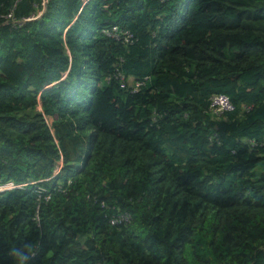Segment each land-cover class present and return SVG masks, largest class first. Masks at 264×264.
<instances>
[{
    "label": "trees",
    "instance_id": "1",
    "mask_svg": "<svg viewBox=\"0 0 264 264\" xmlns=\"http://www.w3.org/2000/svg\"><path fill=\"white\" fill-rule=\"evenodd\" d=\"M8 183L0 264H264V0H0Z\"/></svg>",
    "mask_w": 264,
    "mask_h": 264
},
{
    "label": "built area",
    "instance_id": "2",
    "mask_svg": "<svg viewBox=\"0 0 264 264\" xmlns=\"http://www.w3.org/2000/svg\"><path fill=\"white\" fill-rule=\"evenodd\" d=\"M46 1H47V0H45V2H46ZM84 1L87 2L88 0H84ZM7 17H9V18H13V17H12V14H8ZM117 31H118V29H117L116 26H113V27L111 28V30H108V29L105 30V32H106L107 34L113 35V36H115V37L118 38L119 35L117 34ZM128 37H129V36H127V37L125 38V40H128ZM141 84H142L141 82H137V83H135L134 86H133V89H134V90H138V89L140 88V85H141ZM210 109H211V111H212L213 113L219 115V114H222V113L225 112V111L233 110V109H234V106H233V104H232L230 98H229L226 94H215V95H213L212 98H211ZM14 186H15V185H14L13 183H8V184H6V185H4V186H1L0 189H2V188L5 189V188H7V187H14ZM123 218L126 219V220L129 219L128 216H125V217H123ZM116 222H117V220H112V223H116Z\"/></svg>",
    "mask_w": 264,
    "mask_h": 264
},
{
    "label": "clouds",
    "instance_id": "3",
    "mask_svg": "<svg viewBox=\"0 0 264 264\" xmlns=\"http://www.w3.org/2000/svg\"><path fill=\"white\" fill-rule=\"evenodd\" d=\"M26 247H29V250H30V246H26ZM24 259L26 260V259H27V257L25 256V257H24Z\"/></svg>",
    "mask_w": 264,
    "mask_h": 264
}]
</instances>
